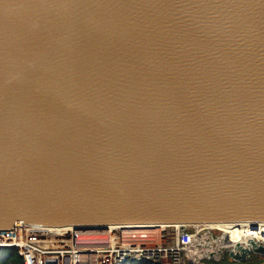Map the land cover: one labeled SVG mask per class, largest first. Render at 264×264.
Listing matches in <instances>:
<instances>
[{"label":"water","instance_id":"water-1","mask_svg":"<svg viewBox=\"0 0 264 264\" xmlns=\"http://www.w3.org/2000/svg\"><path fill=\"white\" fill-rule=\"evenodd\" d=\"M17 220L264 222V0H0V229Z\"/></svg>","mask_w":264,"mask_h":264},{"label":"built area","instance_id":"built-area-1","mask_svg":"<svg viewBox=\"0 0 264 264\" xmlns=\"http://www.w3.org/2000/svg\"><path fill=\"white\" fill-rule=\"evenodd\" d=\"M216 230L207 223L77 228L17 220L0 229V248H15L23 264H217L234 246L218 248Z\"/></svg>","mask_w":264,"mask_h":264},{"label":"bare ground","instance_id":"bare-ground-1","mask_svg":"<svg viewBox=\"0 0 264 264\" xmlns=\"http://www.w3.org/2000/svg\"><path fill=\"white\" fill-rule=\"evenodd\" d=\"M209 225L213 228L224 230V234H222V236H219L216 240L218 248L233 247L237 242L242 245H248L250 239L254 240V236L250 233L251 230H261L264 234V222H257L255 224H251L248 222H227L211 223ZM234 232L241 236L240 240L230 238V233ZM248 234H250V236Z\"/></svg>","mask_w":264,"mask_h":264},{"label":"rangeland","instance_id":"rangeland-1","mask_svg":"<svg viewBox=\"0 0 264 264\" xmlns=\"http://www.w3.org/2000/svg\"><path fill=\"white\" fill-rule=\"evenodd\" d=\"M221 233L224 234V230L217 229L215 231L216 235L222 236ZM250 233L254 236L255 241L257 240L258 242H261V241L264 242V234L261 230L259 231L251 230ZM248 235L250 236V234ZM230 238L235 239V240H240L241 236L237 234L236 232H234V233H230ZM210 262H213V261H210ZM126 264H138V263L127 262ZM217 264H264V254L252 253L250 258L246 260L245 262H237V261L230 259L227 253H225V255L217 262Z\"/></svg>","mask_w":264,"mask_h":264},{"label":"trees","instance_id":"trees-1","mask_svg":"<svg viewBox=\"0 0 264 264\" xmlns=\"http://www.w3.org/2000/svg\"><path fill=\"white\" fill-rule=\"evenodd\" d=\"M0 264H23L21 256L18 255L15 248H0ZM147 264V263H138Z\"/></svg>","mask_w":264,"mask_h":264}]
</instances>
